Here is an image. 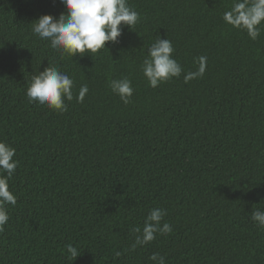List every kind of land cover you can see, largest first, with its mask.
Masks as SVG:
<instances>
[{
    "label": "trees",
    "instance_id": "obj_1",
    "mask_svg": "<svg viewBox=\"0 0 264 264\" xmlns=\"http://www.w3.org/2000/svg\"><path fill=\"white\" fill-rule=\"evenodd\" d=\"M128 2L141 17L133 29L71 58L32 33L41 15L66 12L60 0H0V141L18 161L0 264H155L153 253L165 264H264L251 219L264 210V22L252 40L222 18L233 0ZM159 38L183 71L152 88L141 64ZM200 56L203 77L185 83ZM53 65L75 82L63 113L26 97ZM123 77L128 104L109 87ZM154 208L172 232L132 250L133 227ZM69 243L80 252L71 262Z\"/></svg>",
    "mask_w": 264,
    "mask_h": 264
},
{
    "label": "clouds",
    "instance_id": "obj_2",
    "mask_svg": "<svg viewBox=\"0 0 264 264\" xmlns=\"http://www.w3.org/2000/svg\"><path fill=\"white\" fill-rule=\"evenodd\" d=\"M66 7V12L58 18L50 14L41 15L32 24V33L42 41H48L51 49L61 56L73 58L99 53L108 48L106 42H116L121 35L123 26L133 29L140 22L137 12L128 0H60ZM223 20L231 27L246 31L252 40H256L261 32L260 25L264 22V0H233L230 10L223 13ZM175 49L169 39H157L147 50L141 64V71L152 88L161 83L179 77L182 66L173 58ZM198 69L184 74V82L203 77L207 67V57L200 56ZM74 79L62 72L57 66H47L39 74L31 77L26 97L30 103L46 105L49 109L60 113L68 110L65 101L73 100ZM109 87L117 94L124 104L131 102L134 89L128 77L111 79ZM88 86L81 85L75 99L82 103L88 93ZM16 149L4 141H0V233L5 230L9 221L7 205L15 206L16 195L9 190V180L14 175L18 161L14 160ZM167 214L166 210L154 208L147 215L144 226L133 227L136 233L132 250L137 246L147 245L156 239V234L168 235L172 226L161 220ZM251 219L259 228L264 229V210L259 208L252 211ZM66 251L69 262L74 261L80 254L72 243L67 244ZM118 257L119 251L115 253ZM149 259L155 264H165L164 256L153 253Z\"/></svg>",
    "mask_w": 264,
    "mask_h": 264
}]
</instances>
